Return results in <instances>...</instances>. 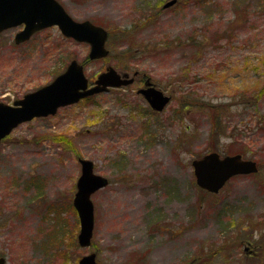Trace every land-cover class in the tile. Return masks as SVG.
<instances>
[{
    "label": "rangeland",
    "instance_id": "obj_1",
    "mask_svg": "<svg viewBox=\"0 0 264 264\" xmlns=\"http://www.w3.org/2000/svg\"><path fill=\"white\" fill-rule=\"evenodd\" d=\"M109 33V55L58 27L14 42L0 34V102L47 85L72 59L89 81L111 66L148 75L172 95L158 115L124 86L19 124L0 141V256L5 264H264V0H57ZM111 35V36H110ZM132 76V75H131ZM221 116L222 134L213 129ZM239 154L259 167L216 194L191 162ZM78 158L108 185L91 197L94 230L79 246L72 206ZM253 241L256 258L244 254ZM263 242V243H262Z\"/></svg>",
    "mask_w": 264,
    "mask_h": 264
},
{
    "label": "water",
    "instance_id": "obj_2",
    "mask_svg": "<svg viewBox=\"0 0 264 264\" xmlns=\"http://www.w3.org/2000/svg\"><path fill=\"white\" fill-rule=\"evenodd\" d=\"M176 1L165 2L161 9L175 5ZM18 26H23V29L14 35L15 43L25 42L37 31L58 27L65 38L89 45L87 55L90 61L109 55L105 44L109 35L107 31L90 21H75L57 0H0V33ZM66 67L47 85L28 92L13 105L0 103V141L19 124L54 115L60 107L126 83L114 68L109 67L98 75L92 87H88L89 82L82 63L73 59ZM146 93L150 105L157 111L164 109L170 100V96L163 95L159 90L149 89ZM78 163L80 176L75 183L76 192L72 205L76 209L80 224L78 243L81 247H88L92 241L95 219L91 195L106 187L108 180L94 174V163L90 160L79 158ZM191 168L197 186L212 194L218 193L236 175L247 176L258 172L256 162L251 159H244L240 154L220 156L215 151L193 159ZM3 262L4 258H0V264ZM79 264L97 263L94 261V254H88L79 259Z\"/></svg>",
    "mask_w": 264,
    "mask_h": 264
},
{
    "label": "flooded vegetation",
    "instance_id": "obj_3",
    "mask_svg": "<svg viewBox=\"0 0 264 264\" xmlns=\"http://www.w3.org/2000/svg\"><path fill=\"white\" fill-rule=\"evenodd\" d=\"M22 29V27H18V30L14 33V35L18 32V31H20ZM3 33V32H2ZM1 34V33H0ZM30 40V39H29ZM28 41V40H27ZM23 43H25V42H22V43H20V44H23ZM20 44H17V45H20ZM109 67H111V66H108V67H106L105 68V70L104 71H102V72H105V71H107V69L109 68ZM112 68H114V66L112 67ZM114 70L116 71V73L118 74V75H120L121 76V79L122 80H126V83H124V85H121V86H113V88H108V90L107 91H104V92H109V91H111V90H114V89H116V88H121V87H126V86H135V85H137V88H136V90H135V93H136V95L137 96H140L144 101H145V103H146V107H147V109H148V111H150V113H152L153 115H158L159 113H161V112H163L167 107H168V104L166 105V107L164 108V109H162V110H155L151 105H150V103H149V99H148V97H147V93H146V91L147 90H149V89H154V90H159L160 92H162V94L163 95H166V96H170V100H169V102L171 101V99H172V95H170V94H167L163 89H161L158 85H156L155 83H154V81L148 76V75H142V74H139V71H137V70H135L131 75L128 73V72H124V73H122V72H119L116 68H114ZM102 72L101 73H99V74H102ZM98 74V75H99ZM124 74H126V75H124ZM98 77V76H97ZM96 77V78H97ZM96 79H94L92 82L91 81H89V79H88V81H89V83H88V87H92V85H93V82L95 81ZM142 91H144V93H142ZM146 93V94H145ZM86 98H89V97H86ZM168 102V103H169ZM253 241H247V242H245L246 243V245L244 246V254L246 255V257L247 258H249V259H251V258H256V259H258V255L259 254H262L261 252H257V247L252 243ZM263 243V242H262ZM84 248V247H83ZM88 254H94V261H96V263L97 264H103V262L102 261H100V260H98V251H92V250H90V251H88V253H86V254H84V255H82V256H80L78 259H75V261H77L76 262V264H78L79 263V259L80 258H82L83 256H88ZM2 257H4V256H2ZM1 256H0V258H2ZM5 258V257H4ZM4 264H5V262H4Z\"/></svg>",
    "mask_w": 264,
    "mask_h": 264
},
{
    "label": "trees",
    "instance_id": "obj_4",
    "mask_svg": "<svg viewBox=\"0 0 264 264\" xmlns=\"http://www.w3.org/2000/svg\"><path fill=\"white\" fill-rule=\"evenodd\" d=\"M111 36V35H110ZM264 91L260 90L259 92V96L263 93ZM85 99H89V98H85ZM220 121H221V116L217 115V117L215 118V122L213 123V129H218V131H220L222 134H224V130L222 129L221 125H220ZM240 154V153H239Z\"/></svg>",
    "mask_w": 264,
    "mask_h": 264
}]
</instances>
